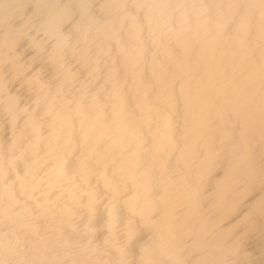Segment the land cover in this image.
I'll list each match as a JSON object with an SVG mask.
<instances>
[{"label":"bare ground","instance_id":"6f19581e","mask_svg":"<svg viewBox=\"0 0 264 264\" xmlns=\"http://www.w3.org/2000/svg\"><path fill=\"white\" fill-rule=\"evenodd\" d=\"M0 264H264V0H0Z\"/></svg>","mask_w":264,"mask_h":264}]
</instances>
